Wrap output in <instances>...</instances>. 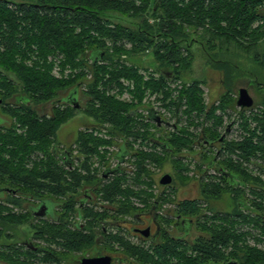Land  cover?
Returning <instances> with one entry per match:
<instances>
[{"label": "trees", "instance_id": "1", "mask_svg": "<svg viewBox=\"0 0 264 264\" xmlns=\"http://www.w3.org/2000/svg\"><path fill=\"white\" fill-rule=\"evenodd\" d=\"M149 16L156 19L155 24L148 22ZM123 18L139 22H130L133 24L131 26L122 22ZM256 23L261 25L255 26ZM259 40H264V0H0V111L12 120L9 125L0 124V188H7L11 192L6 197L7 201L21 206L25 200L52 198L57 201L71 194L69 204H74L76 188L83 179L87 182L90 179L77 171L67 172L63 168V153L56 143V135L77 110H85L97 126L111 124L112 131L117 135H130L137 130L138 124L132 112L142 104L145 90L164 89V73L160 69L163 75H160V79L145 82L136 68L116 72V69L109 71L100 67L107 52H110V46L118 52L125 49V45H118L120 41L131 43L132 53H143L153 48L154 56L162 66L184 67L190 61L188 54H184L194 43L198 42L208 53L207 44L215 49V43L219 42L228 49L239 51L255 48ZM212 60L221 64L217 70L223 71L226 80L224 69L228 68L230 62ZM57 62L61 78L53 74ZM89 71L94 77V80L87 82L88 93L92 97L82 90L88 99L83 108L81 105L76 107L79 104L73 103L69 97L63 103V110L59 108L61 104L55 103L51 113H45V106L55 102L59 92L70 91L73 95L81 89L83 77ZM122 76L135 84V91L129 89L132 101L121 103L114 97L102 95L110 83L116 84ZM199 86L200 83L195 82L190 89L181 92V100H187L190 111L197 109L202 114L205 109ZM219 100L223 112L235 106L232 90L225 92ZM259 105L263 109L261 118L256 117L257 126L250 129L249 122H245V144L233 145L232 149L258 151L264 156L262 144L254 143L255 138L264 142V95ZM215 109L212 106L205 119L210 116L216 124H220L223 119L215 115ZM186 134L184 130L179 136L173 135L169 145L174 147V151H180L191 141L184 136ZM76 142L81 144L82 152L87 156L97 152L100 146L112 143L82 132L78 134ZM148 157L163 164V158L144 155L138 162V183H142L143 177H151L144 166V160ZM177 167L180 168L181 164H177ZM122 181L116 179L101 189L104 198L116 206L117 219L118 215L136 211L135 207L117 199L119 194H125ZM254 182L261 186V190L254 192L260 201H253L252 205L264 212V182L261 179ZM148 184H152V181ZM15 191L19 198L13 195ZM131 194L134 193L131 191ZM2 209L0 218L4 223L24 224L28 221L26 215L16 216L9 212L4 216L7 207ZM182 209L186 214H197L199 206L196 202H185ZM59 216L63 219V215ZM105 216L101 215L100 219ZM236 224L243 225V232L238 231ZM197 225L202 230L206 229L200 220ZM247 227L260 230V236H264V219L252 220L250 216L242 214L241 222L228 221L222 230L214 231L216 234H212L211 241L205 236L198 240L196 246L206 248V254L214 258L216 248L226 245L233 248L230 256L238 264H264V250L249 243V237L253 236L255 240L261 237L252 235ZM34 231L36 237L55 242L68 253L85 249L93 242L92 236L86 237L81 233L64 231L63 236V225L37 226ZM114 242L118 248H113L130 255L136 264L158 263L157 257H144L143 251L118 234L114 236ZM61 257L63 253H53L45 255L42 261L43 264H60ZM206 257L197 256L192 264H203L207 262ZM1 258L9 261V264L17 262L7 255ZM26 262L21 261L20 264H33Z\"/></svg>", "mask_w": 264, "mask_h": 264}, {"label": "flooded vegetation", "instance_id": "2", "mask_svg": "<svg viewBox=\"0 0 264 264\" xmlns=\"http://www.w3.org/2000/svg\"><path fill=\"white\" fill-rule=\"evenodd\" d=\"M238 79L241 80L237 76L234 87ZM224 80L225 78H223L225 85ZM255 84L259 88H264L263 83L256 81ZM255 84L252 82V86ZM234 87L232 92L235 106L216 115L223 119L220 124H216L214 118L210 116L204 119L202 124L201 122L196 124V120L192 118L185 120L163 118V96L160 89L145 90L142 104L132 112L138 124L134 134L117 135L111 126L106 125L86 127L82 133L112 143L100 146L97 152L88 156L82 152L81 144L76 142L77 137L72 146L63 147V168L67 172L77 171L83 177H88L90 182L85 181L86 179L80 182L76 193L73 194L74 204H69L71 194L63 196V200L54 201V215H48L47 206L43 202L45 199L25 200L18 206L7 201V195L11 194L9 189L0 188L3 193L0 196V210L3 208V211L4 207H7L3 215L11 212L16 216H28V221L24 224L4 223L2 217L0 218V256L7 255L14 261L17 260L13 264H20L21 261L43 264L44 256L53 253H63L59 260L60 264H82L84 258L104 256H110L112 264H136L130 255L116 251L118 247L115 245L114 236L118 234L143 251L144 257L146 255L148 259L153 255L157 257V264H192L197 256L201 258L207 256L205 258L207 262L203 264H238L230 256L233 250L231 247L222 245L216 248V257L211 258L206 254V248L196 246L198 240L205 236L211 241L212 234L213 236L216 234L214 231L222 230L228 221L241 222L242 214L250 216L252 220L264 219V212L252 205L253 201H260L254 192L260 191L261 186L254 180L261 179L264 182V156L258 151L231 148L233 145L243 144V116L254 107L253 105L252 108L245 110L238 107L240 88L236 90ZM129 89L136 90L132 82ZM128 95L130 102L133 96L130 93ZM260 108L263 109L262 106ZM157 117L161 123H158ZM184 130L187 132L184 136L191 141L180 151H174V147H170L169 143L174 138L173 135L179 136ZM115 140H120V143L116 144ZM254 143L258 144V139L255 138ZM162 153L172 156L181 167L186 166L182 168L184 169L182 172L190 175L191 186L198 189L200 197L203 195L217 198L229 192L237 205L236 210L224 212L202 197L177 199L176 189L172 186L174 176L171 175L173 181L170 185H162L161 179L166 174L157 179V168L162 165L150 157L144 160V166L150 171L151 177H143L142 183L136 182L138 162L142 157L149 154L161 158ZM181 167H177V171L181 172ZM116 179L123 180L122 188L125 189V194H119L117 199L136 208L132 214L118 215L117 220L116 206L101 193L102 188ZM68 180H71L69 175ZM150 181L152 184L149 185ZM131 191L134 194H131ZM13 195L20 197L16 191ZM185 202H196L199 211L205 212L200 215L186 214L182 211ZM42 210L46 214L37 215V212ZM60 214L63 215V219L60 218ZM101 215L106 216L100 219ZM199 219H203L201 224L205 226V230L196 228ZM47 224L63 225V236L67 231L81 233L86 237L92 236V245L78 252L68 253L55 242L36 237L34 228ZM22 227H27L28 230L20 229ZM242 227V224H236L239 232L243 230ZM247 229L251 230L249 227ZM260 235L261 233L256 236L264 239V236ZM249 242H256V248L264 250V241L255 240L252 236L249 237ZM240 258L241 256L238 259ZM8 262L0 259V264H9Z\"/></svg>", "mask_w": 264, "mask_h": 264}, {"label": "rangeland", "instance_id": "3", "mask_svg": "<svg viewBox=\"0 0 264 264\" xmlns=\"http://www.w3.org/2000/svg\"><path fill=\"white\" fill-rule=\"evenodd\" d=\"M148 22L153 25L156 23V19L149 16ZM127 25L133 26L130 22L137 23L138 20H131L123 18V21ZM261 23H256L255 26H259ZM194 37H198L197 34H193ZM206 43V42H205ZM125 45L121 51L116 52L114 48L110 45V52H107L105 60L101 63L102 66L105 67L107 70L112 71L116 69L118 72L119 70H129L130 68H136L138 73L143 76L145 82L150 81V79H160V75L163 72L164 74V83L161 95L163 96V118L170 119V120H185L192 118L196 124L201 122L202 124L205 119V114L209 112L212 106H215V115L221 112V105L219 97L222 96L226 91L232 90L235 83V78L239 76L241 80L237 82L234 88L238 90L239 88H248L249 93L254 99L256 104L255 107L250 109V112H247L243 117L242 121V128L245 130V122H249V127L257 126L258 121H256V117L261 115L262 109L260 108V102L264 95V88H259L258 85L255 84L256 81L264 84V40H259V43L256 45L255 48L251 50H234L228 49L226 45H222L219 42L215 49H211L209 44L205 45L208 49V53L205 51L204 47L200 45L198 42L190 45L188 49V53L184 55L188 56L187 58L190 59L189 65L184 67H168L165 65H161L153 53V48L143 52V53H132L133 47L131 43H124L119 42L118 45ZM212 56L213 59L223 60L226 62H230L226 69H224L225 74H227V78L225 80V85L223 84V73L218 71L220 65L219 63H214V60L210 57ZM91 56V55H90ZM90 59V58H89ZM51 61V59H49ZM224 64V63H222ZM215 67V68H214ZM162 69V72L160 71ZM88 72V71H87ZM53 74L56 78H61V74L57 64L55 63V69ZM162 75V76H163ZM109 74L106 75L105 81L108 79ZM83 87L78 89V91L74 92H59L57 99L53 103H48V106H45V113L50 114L52 105L55 103L61 104L59 106L60 109L63 110V103L67 98H74L76 103L79 104L78 106L83 108L82 106L85 105L86 101L88 100L84 95L86 94L90 98L92 97L88 93L87 82L94 80L92 71L87 74V76L83 77ZM132 82V81H131ZM199 82V90L201 93V103L203 105V109H205L204 113L201 114L200 110L190 111V106L187 103V100H181V92L185 89H190L193 83ZM252 82H254L255 86H252ZM132 85H135L132 82ZM129 86L130 80L126 77H121L119 81H116V84L107 86L106 90L102 93V95L106 94V96L114 97L118 102H129ZM123 87V89H122ZM82 90L83 93H82ZM135 91V90H134ZM73 101V100H72ZM91 101V99H89ZM258 104V105H257ZM190 112V113H189ZM208 114V113H207ZM11 119L6 116L5 113L0 111V124L1 125H9L11 123ZM96 125V121L87 113L85 110H77L74 116L64 125H62L56 135V143L59 145V148L63 152V147H70L73 145L74 139L77 137L78 133L84 132L86 127ZM106 126H110L111 124L106 123ZM201 126H199L200 128ZM200 130V129H199ZM198 130V133H199ZM243 130V143L245 144L246 133ZM197 132V131H196ZM249 132V131H248ZM116 144L120 143V140H115ZM258 142L262 144L264 149V142H260L258 138ZM116 152V150H114ZM161 158L162 167L157 168L158 174L157 179L164 175L170 174L174 176V181L172 186L176 189V198L177 199H184V198H204L209 203H213L218 207L220 210L224 212H232L235 211L237 205L233 198L231 197L229 192H225L224 194L214 198L212 196H201L197 188H193L191 186V180L187 174L183 173L184 169L181 168V172L177 171V161L173 159L172 156L162 153ZM193 166V165H192ZM186 168V166H182ZM3 193L0 191V196ZM46 206H47V213L48 215H54V201L52 198H44ZM38 209V208H37ZM205 211H198V215L204 213ZM197 218V217H196ZM117 220V218H116ZM200 222L203 219H199ZM121 221V220H119ZM198 223V220H197ZM122 224V223H121ZM196 228L200 230L201 228L196 224ZM20 229L28 230L27 227H22ZM20 231V230H18ZM251 234L257 235L261 232L258 229L252 228L251 230L248 229ZM21 232V231H20ZM261 242L264 241L263 238L259 239ZM128 241V240H127ZM250 243V242H249ZM256 242L250 243L253 247L256 248ZM117 246V245H116ZM122 255V254H120ZM123 256V255H122Z\"/></svg>", "mask_w": 264, "mask_h": 264}, {"label": "water", "instance_id": "4", "mask_svg": "<svg viewBox=\"0 0 264 264\" xmlns=\"http://www.w3.org/2000/svg\"><path fill=\"white\" fill-rule=\"evenodd\" d=\"M95 57V53L92 54V58ZM73 103L76 102L73 98ZM237 105L241 109H249L252 108L254 105V99L249 93V90L247 88H240L238 91V99H237ZM76 107H79L76 105ZM156 120L158 123H161L160 119L157 117ZM173 181V178L170 174H166L161 179V184L164 186L170 185ZM45 211L37 212V215H45ZM113 260L110 256H104V257H98V258H84L82 259V264H112Z\"/></svg>", "mask_w": 264, "mask_h": 264}]
</instances>
